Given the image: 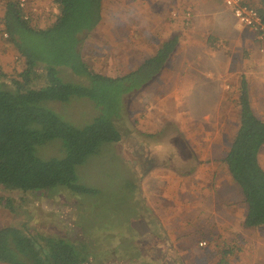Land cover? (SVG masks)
I'll return each instance as SVG.
<instances>
[{"label":"rangeland","instance_id":"1","mask_svg":"<svg viewBox=\"0 0 264 264\" xmlns=\"http://www.w3.org/2000/svg\"><path fill=\"white\" fill-rule=\"evenodd\" d=\"M141 1L135 0L139 4L132 5L130 12L119 6L108 7V13L99 27L82 36L83 58L92 70L106 76L120 77L134 71L146 60V15L141 14L146 9V0ZM204 1L210 3L201 4L199 9L190 4L181 6L186 34L184 49L173 55L162 74L151 84L128 95L126 119L121 124L125 137L121 144L103 145L78 167V185L86 191L79 193L59 188L52 192L55 197L46 198L0 187V229L26 225L45 235L74 240L86 239L84 234L90 232L89 235L95 237L97 249L106 251L108 258L118 242H122L123 247L115 252H129L131 248L129 254L138 258H146V252L150 249L163 248L157 239L154 244V240L147 237L154 232L155 222L149 221L148 212L151 209L146 196L152 200L155 195L157 197L158 189L150 185L143 189L141 184L146 180V171L168 157L171 158L170 162L177 159L178 165H174L182 173L194 168V160L192 165L185 162L187 158L194 157L191 148L198 147L199 159L225 156L237 132L240 115L238 92L234 91L233 82L223 84L220 95L210 94L213 97L203 101L184 99L175 102L166 99V92L179 85L183 88L182 96H187L191 92L187 83L197 79L207 83L204 79L206 70L213 71L216 76L222 73L223 80L228 78L238 82L242 74L246 77L252 75L249 73L250 65L264 63L262 50L259 51L262 53L260 57L252 49L249 52L248 47L239 44L236 47L228 46V42L235 44L236 37L241 33L236 29L232 38L229 37L228 30L233 28L229 24H221L225 20L216 19L223 13L221 2ZM5 2L0 0V67L8 77L13 78L24 70L25 65L14 46L2 35ZM27 2L25 14L33 26L46 29L54 22L56 9L53 0ZM124 15L130 16L129 19H125ZM142 15L143 18L139 17ZM195 15L197 21L191 18ZM214 29L215 32H212ZM194 31L199 34L198 37ZM215 34L218 35L217 40L224 36L228 39V42L221 43L218 52H215L217 47L211 48V38H216L213 36ZM242 38L248 39L247 35H242ZM245 62H248V68L242 69ZM62 77L65 82L80 84L79 78L66 69H63ZM212 82V87L216 89L221 85L219 80ZM257 105V111L264 120V116H261L264 101H258ZM52 107L63 121L76 128L91 124L100 113L87 98H73L64 105L53 103ZM162 142L165 144L160 145ZM211 142L217 144L208 145ZM60 146L59 143H50L40 149L39 156L43 159L60 158L63 155ZM202 146H206V149H202ZM208 146L212 148L208 149ZM159 153L163 154V159L158 161ZM260 162L264 168V147ZM233 188L236 190V187ZM8 199L13 201L16 212L7 207ZM150 215L153 214L150 212ZM82 225L85 227L83 230L80 229ZM111 228H114L112 233ZM143 250L146 252L141 253ZM166 251L164 260L147 259L146 264H214L207 260L205 253L192 260L189 252L184 254L187 259L179 260L175 259L178 252L174 248ZM121 257L124 261L125 256L121 254Z\"/></svg>","mask_w":264,"mask_h":264},{"label":"trees","instance_id":"2","mask_svg":"<svg viewBox=\"0 0 264 264\" xmlns=\"http://www.w3.org/2000/svg\"><path fill=\"white\" fill-rule=\"evenodd\" d=\"M54 22L46 29L25 19L19 0H6L2 35L24 60L25 68L10 78L0 67V187L9 191L53 198L56 189L85 192L78 185L77 169L103 145L121 144L126 99L141 91L162 71L176 41L166 42L158 53L134 71L120 77L99 74L85 62L82 36L102 22L103 0H53ZM264 20V9L258 10ZM66 69L80 84L65 82ZM82 81V82H81ZM73 98H87L99 115L84 128L63 121L52 107ZM240 125L225 158L232 180L242 191L247 207L245 226H264V120L252 110L243 86ZM59 143L60 158L43 159L41 148ZM7 207L15 211L14 203ZM93 249V248H92ZM87 245L41 231L8 226L0 229V264H97Z\"/></svg>","mask_w":264,"mask_h":264},{"label":"crops","instance_id":"3","mask_svg":"<svg viewBox=\"0 0 264 264\" xmlns=\"http://www.w3.org/2000/svg\"><path fill=\"white\" fill-rule=\"evenodd\" d=\"M138 1L140 2V0ZM218 1L221 2L223 13L219 14L216 19L222 22L225 20L221 24L226 23L233 28V30L230 28L228 30L229 37L232 38L231 35L236 29L241 33V36L236 37L234 44L228 42L225 36L217 40L216 36L218 35L215 34L213 36L216 38H211V48L217 47L218 49L215 52H218L221 49V43L225 41L228 42V46L236 47L239 44V46L248 47L249 52L252 49L259 55L264 54L262 51V53L259 52L261 44L256 34L250 28L239 24L231 10L225 6L223 0ZM145 2L146 9L141 14L146 15V61L155 56L166 42L175 40L177 43L173 53L159 73L158 76H160L173 55L184 49L183 41L186 34L184 33L181 6L190 4L199 9L201 4L207 5L210 2L204 0H146ZM245 2L257 10L264 9V0H245ZM136 3L135 0H103V20L105 14L108 13L106 11L108 7L119 6L130 12V7L136 5ZM143 15L139 17L143 18ZM213 15L215 16V14ZM123 17L129 19L130 16L124 15ZM191 18L193 21L194 19L197 21V15ZM223 31L225 32V30ZM212 32H215V29ZM194 35L199 36L195 31ZM242 35H247L248 39L242 38ZM247 68L248 62H245L242 69ZM228 70H230V67H228ZM257 72L260 73L259 76H257ZM249 73L252 75L246 77L242 74L240 80L234 82L228 78L223 80L222 73L216 76L217 74L213 71L206 70L204 79L207 83L203 80L199 81V79L187 83L186 85L191 87L188 91L191 92L185 97L182 96L183 88L178 85L173 90L166 92V99L175 102L184 99L203 101L212 98V95H220L222 85L233 82L234 91L238 92L239 106L241 90L245 86L253 112L258 118L262 119L257 111V102L264 101V74H262L264 73V63L250 65ZM216 80L221 82L220 87L217 89L212 87V81L215 82ZM261 116H264V112ZM164 142L160 145L167 143ZM216 144L208 143V145ZM211 148L208 146V149ZM202 149H206V146H202ZM191 150L195 153L194 157L187 158L185 162H190L192 165L194 160V168H190L184 173H182V170L177 169V159L174 158L170 162V157L166 161L158 162V165L154 164L152 169L146 171V180L141 186L144 190L148 185L158 189L157 197L155 195L152 200L150 196H146V202L150 205L149 209H151L148 212L149 221L155 222L154 232H150V236L147 237L152 238L154 244H156L157 239L164 248L156 249L155 247L153 250H148L146 252L147 258L164 260L166 250L174 248L178 252V257H175V259L179 260L187 259L184 254L191 252L192 257L190 259L194 260L197 255L205 253L207 260L214 262V264H264V226L256 228L245 226L247 207L245 203H242V201L244 202L242 191L232 180L225 164V158L229 150L223 157L213 156L212 158L202 157L201 159L198 156V147L197 149L191 148ZM159 155L158 161L163 159L161 157L163 154L159 153ZM209 160L210 162H208ZM233 187H236V190ZM150 212L153 215H150ZM113 229L111 228V233ZM202 242H205L206 246H200Z\"/></svg>","mask_w":264,"mask_h":264},{"label":"built area","instance_id":"4","mask_svg":"<svg viewBox=\"0 0 264 264\" xmlns=\"http://www.w3.org/2000/svg\"><path fill=\"white\" fill-rule=\"evenodd\" d=\"M225 6L231 10L239 24L250 28L257 36L258 41L261 44V50L264 52V20L259 11L246 3L244 0H223ZM20 7L26 11L27 0H19ZM25 19H29L25 14ZM7 38V34H4ZM200 246H206L205 242L200 243Z\"/></svg>","mask_w":264,"mask_h":264},{"label":"flooded vegetation","instance_id":"5","mask_svg":"<svg viewBox=\"0 0 264 264\" xmlns=\"http://www.w3.org/2000/svg\"><path fill=\"white\" fill-rule=\"evenodd\" d=\"M85 227L82 225L80 227L81 230H83ZM90 233V232H89ZM89 233H85L84 236L86 239H82V238H78V239H71L75 241L77 244H84L88 246V249H92L94 251V254L96 256V262L97 264H146V260H150L151 258H145L144 256H139L138 257H132L133 255H130V249L129 248V252L128 251H124V252H115V250H119L122 246V242H118L114 245V248L112 250V253L110 254V257L108 258V254L106 253V251L103 250H98L97 246L95 245V237L89 235ZM68 238V237H67ZM130 239V238H129ZM146 250H143L141 253H145ZM110 253V252H108ZM121 254L123 255V258L121 257ZM120 255V256H119ZM123 262V263H122Z\"/></svg>","mask_w":264,"mask_h":264},{"label":"bare ground","instance_id":"6","mask_svg":"<svg viewBox=\"0 0 264 264\" xmlns=\"http://www.w3.org/2000/svg\"><path fill=\"white\" fill-rule=\"evenodd\" d=\"M207 57V56H206ZM207 60H208V58H207ZM209 60H210V58H209ZM210 66V65H209Z\"/></svg>","mask_w":264,"mask_h":264}]
</instances>
